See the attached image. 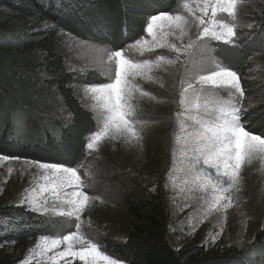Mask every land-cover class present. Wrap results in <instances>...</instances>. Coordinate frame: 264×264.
<instances>
[{
    "label": "snow or ice",
    "instance_id": "obj_1",
    "mask_svg": "<svg viewBox=\"0 0 264 264\" xmlns=\"http://www.w3.org/2000/svg\"><path fill=\"white\" fill-rule=\"evenodd\" d=\"M240 3L241 0H177L176 10L148 18L144 32L150 39L140 37L118 50L93 46L97 59L92 67L102 72L106 82L81 86L82 98L95 121V130L85 137L86 149L98 151L104 142L114 141L141 146L147 122L140 119L138 102L144 97L155 99L141 82H156L158 72L177 69L181 110L176 113L180 134L175 140L187 160L178 190L198 202L201 222L216 216L222 225L236 203L245 166L257 160L264 163V135L246 130L241 123V77L211 55L213 41L236 46ZM43 28L54 25L45 21ZM158 49L166 50V54L158 53ZM152 54L154 58H148ZM19 103L24 108V101ZM13 161L37 170L17 206L68 230L62 235H41L27 260L39 255L46 264H125L82 231L86 223L83 217L99 197L85 190L91 185L82 177L79 166L0 154V162ZM12 172L9 167L8 174ZM170 186L176 188L171 169L165 191ZM87 223L90 227V221ZM0 227H12L11 221H0ZM222 232L223 226L211 238L213 243ZM260 252L264 255V248ZM27 260L21 264H27Z\"/></svg>",
    "mask_w": 264,
    "mask_h": 264
},
{
    "label": "rangeland",
    "instance_id": "obj_2",
    "mask_svg": "<svg viewBox=\"0 0 264 264\" xmlns=\"http://www.w3.org/2000/svg\"><path fill=\"white\" fill-rule=\"evenodd\" d=\"M160 4L159 7L150 9L143 21L138 23L137 29H131V41H119L116 34H108L105 39L99 37L96 40L67 38L65 61L76 77L75 93L93 115L86 106V100L82 98L81 86L106 82V78L99 69L92 67L97 59L92 47L118 50L140 37L150 39L145 32H141L148 18L160 12L174 11L178 6L177 0L173 3L162 0ZM250 24L253 27H248ZM83 42H87V45ZM221 47L227 48L220 50ZM211 49V55L224 66L231 70L235 65L239 67L237 69L241 72L238 74L244 89L241 123L246 130L264 135V0H241L238 6L236 46L213 41ZM157 52L166 54L163 49H158ZM233 53L247 55L241 66L236 58L231 57ZM132 55H136L135 52ZM148 58H154V54ZM79 69L84 71L81 73ZM156 75V82H141L144 90L155 96V99L144 97L138 102L140 119L147 122L142 145L129 146L121 141L104 142L98 151L89 152L86 149L85 157L77 165L82 177L91 185L85 190L89 195L99 197L85 213L83 219L86 223L82 226V231L101 243L102 250L111 255L106 247L122 243L128 233L131 218L126 202L156 197L162 204L164 238L174 250H189L196 246L209 251H226L252 243L256 233L264 229V163L257 160L245 166L240 191L236 194L235 205L228 210L226 223L222 225L216 216L201 222L198 202L189 198L187 192L178 190L184 178L182 169L187 163L181 154L180 144L175 140L180 134L176 118V113L181 110L178 105V71L171 69ZM224 98H227L226 94ZM251 111L255 119L253 123L250 120ZM186 123L192 124L191 121ZM9 167L13 169L11 175L8 174ZM170 169L176 180V188L171 189L170 186V190L165 191ZM36 173V169L25 166L22 162H0V208L18 207L21 194L29 187ZM153 188L155 191H152ZM46 220L49 222L47 218ZM87 221H90V227ZM221 226L223 232L213 243L211 238ZM58 234L63 233L59 231L54 235ZM39 237L1 243L0 264H21L26 261L29 250L34 248ZM30 262L46 264L39 255L27 260V263ZM74 264L80 262L74 261Z\"/></svg>",
    "mask_w": 264,
    "mask_h": 264
},
{
    "label": "trees",
    "instance_id": "obj_3",
    "mask_svg": "<svg viewBox=\"0 0 264 264\" xmlns=\"http://www.w3.org/2000/svg\"><path fill=\"white\" fill-rule=\"evenodd\" d=\"M161 2L0 0V154L79 165L86 153L85 137L95 130V121L75 93L76 77L65 61L67 38L96 40L116 34L119 41H131V29H137L150 9ZM45 21L54 28L44 29ZM246 56L231 54L239 66ZM235 67L231 68L241 72ZM250 120L255 122L253 111ZM161 207L156 197L128 200L131 221L127 236L106 250L126 264H264L260 252L264 229L241 248L172 249L164 238ZM9 220L12 227H0V244L67 231L21 207L0 208V221L7 224Z\"/></svg>",
    "mask_w": 264,
    "mask_h": 264
},
{
    "label": "built area",
    "instance_id": "obj_4",
    "mask_svg": "<svg viewBox=\"0 0 264 264\" xmlns=\"http://www.w3.org/2000/svg\"><path fill=\"white\" fill-rule=\"evenodd\" d=\"M253 122H254V120H253ZM253 122H252V123H253Z\"/></svg>",
    "mask_w": 264,
    "mask_h": 264
}]
</instances>
